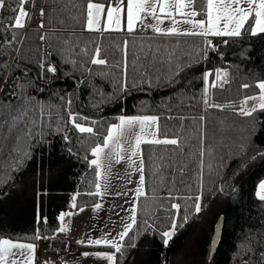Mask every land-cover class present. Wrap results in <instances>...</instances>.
I'll return each instance as SVG.
<instances>
[{
    "label": "trees",
    "instance_id": "obj_1",
    "mask_svg": "<svg viewBox=\"0 0 264 264\" xmlns=\"http://www.w3.org/2000/svg\"><path fill=\"white\" fill-rule=\"evenodd\" d=\"M9 14L5 11L0 15L6 20ZM36 17L39 16L23 30L27 38L21 49L22 58L13 51L20 45H5L0 50L4 53L0 55V103H4L6 93L19 91L18 85H24L23 91L35 100L59 106L65 119L64 101L60 97L72 101L71 111L95 119L101 128L116 122L121 115L156 114L161 116V131H166L168 138L177 134L180 137L182 152L177 151L176 146L142 145L148 199L141 198L138 224L124 241L119 264H243L245 259H249V264H259L260 253L264 251V202L257 199L255 189L264 178V156L258 155L264 152V112L256 113V120L252 121V118L235 115L229 108L205 110L198 100L203 88L202 72L220 67L228 69L231 83L225 85L226 91H217L218 103L238 102L244 95L258 93L255 88L241 89L240 85L264 79V34L256 37L245 34L230 40L227 46L217 40L219 51L211 53L208 60L193 63L175 79L162 80L152 87L133 88L125 100L123 96L115 98V85L109 76L102 74L105 70L93 66L94 75L82 76L78 66L65 63L59 51L62 42L52 38L49 29H39ZM80 31L76 29L77 35ZM41 32H48L47 42L39 40ZM61 34L67 35V32L59 29L57 35ZM83 35L96 34L84 32ZM105 35L115 37L114 42L103 41L110 59L121 57L119 51L113 50V43L122 44L127 38L130 49L136 51L133 45L140 42V36ZM49 47L52 55L48 60L56 62L59 70L55 77L48 74L40 78L36 61ZM103 96L113 99L98 104ZM142 106L144 113H141ZM200 115L206 117L207 144L213 145V155L204 157L202 178L198 143ZM179 117L185 119L181 121ZM64 127L66 132L46 130L43 140L32 141L29 156L18 166H10L16 156L10 150L12 146L0 141V238L30 239L38 227V203L40 215L48 220L39 227L43 235L51 236L58 228L59 213L73 210L71 196L94 190L89 185L95 179L94 169L89 168L84 159L86 155L92 159L89 155L91 141H82L71 125ZM65 134L70 142L63 139ZM160 156L166 158L163 169L158 168L161 161L157 157ZM183 165L186 167L182 174L174 170ZM158 171L162 172V178L154 175ZM170 190L180 197L174 202L182 205L181 215L187 212L188 222L178 229L168 246H164L160 231L168 228L170 221L166 217L170 213L161 210L159 205L168 206ZM197 195L202 197V210L198 215L194 213V201L183 199ZM98 201L99 197L88 195H80L77 200L85 208ZM145 219L156 228H147ZM219 221L220 240L210 256L211 239ZM63 235L50 240L52 248L64 247ZM249 248L251 253L246 255Z\"/></svg>",
    "mask_w": 264,
    "mask_h": 264
},
{
    "label": "snow or ice",
    "instance_id": "obj_2",
    "mask_svg": "<svg viewBox=\"0 0 264 264\" xmlns=\"http://www.w3.org/2000/svg\"><path fill=\"white\" fill-rule=\"evenodd\" d=\"M5 11H9L10 14L6 20L0 15V28L3 29V32H0V50L5 45L8 47L20 45L21 47L13 48L20 56L24 39L27 38L23 30L38 15L41 19L37 27L41 30L49 29L53 34L52 38L62 42L59 51L65 63L78 66L82 76L94 75L93 66L105 70L102 74L109 76L115 85V98L123 96L125 100L129 98L133 88L152 87L162 80L175 79L193 63L208 60L211 53L219 51L220 44L216 42L217 40L227 46L230 40L241 38L245 34L252 37L264 34V0H0V14ZM77 28L81 30L79 35L76 33ZM59 29H64L67 35H57ZM84 32L96 35L85 37ZM110 33H120L123 37L140 36V42L133 45L136 51L130 49V40L125 38L122 44L112 45L114 51L121 53L120 59H110L103 46L105 39L115 41V37L105 35ZM186 37L193 39H184ZM38 38L42 43L50 39L48 32H41ZM0 55H4L3 51H0ZM51 55L49 47L45 55L36 61L40 78L48 74L55 77L59 70L56 62L48 60ZM222 56L223 54L221 58ZM24 74L27 75V69ZM201 76L203 88L198 103L205 110L224 111L229 108L235 115L252 118V121L256 120V113L264 112V79L254 84L240 85L241 89L255 88L258 93L244 95L238 102L218 103L215 99L217 91H226L225 85L231 83L228 69L224 67L205 69ZM24 88V85H18L19 91L6 93L4 103H0V141H7L12 146L10 150L16 153L10 161V166H18L28 157L32 141L43 140L46 130L66 132L64 126L71 125L72 130L79 134L82 141L83 139L91 141L89 155L92 159L89 160L87 155L84 159L88 162L89 168L94 169L95 176L94 181L89 182L90 188L94 190L77 192L71 196L70 208L76 210L75 214L85 211V206L77 202L78 196L103 198L110 194L108 179L112 175L114 164H126L125 174L129 176L128 183H133L131 175L139 173L135 181L136 187L129 190L133 195L126 200L131 207L124 209L128 212V217L126 219L121 217L122 230L115 236L109 231L98 238L89 237L87 240L76 241L82 247L110 249L82 252L81 256L85 259L91 257L105 261L106 264H119L118 256L122 257L124 254V241L138 224L141 198L148 199L142 145L176 146V150L182 152L179 135L168 138L167 132L161 131V116L156 114L121 115L116 122L101 128L95 119L71 111L72 101L60 97L64 101L65 119L60 114L59 106L46 105L35 100L33 96L23 91ZM112 99L113 97L103 96L98 104L111 102ZM141 113H144L143 106ZM179 119L183 121L185 117ZM205 119L204 115H200L198 143L201 178L205 155L210 157L213 155V145L207 144L208 131L204 124ZM63 139L66 143L70 142L67 134ZM243 147L244 145H241V148ZM258 155L264 156V152ZM157 159L161 161L158 168L163 169L166 158L160 156ZM185 167L186 165H183L174 170L182 174ZM208 167L211 168V164ZM154 175L162 178L160 171ZM115 195L127 196L128 193L116 192ZM255 195L258 200L264 202V181L257 185ZM179 199L180 197L173 195L170 190L167 197L168 206L165 207L163 203L159 205L161 210L170 213L166 217L170 221L168 228L160 231L164 246H168L178 229L188 222L187 212L181 215L182 205L174 202ZM183 199L194 201L196 215L201 212L200 195L194 198L186 196ZM101 208V203L93 205L95 212ZM73 214V211L60 212L57 218L58 228L51 236L43 235L39 225H46L48 220L47 217L40 215L38 203L36 218L38 227L30 239L0 238V264H36L39 247L37 242L53 240L56 235L69 232L70 221H66V217ZM149 219L144 220L147 228H156L154 223H149ZM216 242L213 240V243ZM250 253L249 248L245 254ZM41 264L57 262L49 260L42 261ZM61 264L67 262L62 261ZM243 264H249V259L243 260ZM259 264H264V251L260 253Z\"/></svg>",
    "mask_w": 264,
    "mask_h": 264
},
{
    "label": "crops",
    "instance_id": "obj_3",
    "mask_svg": "<svg viewBox=\"0 0 264 264\" xmlns=\"http://www.w3.org/2000/svg\"><path fill=\"white\" fill-rule=\"evenodd\" d=\"M148 22L151 23V21ZM125 173V163L114 164L112 167V175L108 179L110 185L108 191L110 194L105 195L103 198L99 197L98 203H101L102 208L98 212L93 211V206L85 208V211L78 214H75V210H71L74 214L71 217H66V221H70V231L61 238L63 244L68 242L73 243L75 251L63 257L57 264H61L62 261H66L67 264H106L105 261L91 257L85 259L81 256V253L97 250L110 251V249L82 247L78 245L76 241L80 239L87 240L89 237L98 238L109 231L115 236L122 230L123 221L121 217L125 219L128 217V212L124 211V209L131 207L129 203H126V200H129L133 195V192L129 190H134L136 187L135 181L138 179L139 175V173L131 175L130 179L133 183H128L129 176ZM116 192H127L128 195L117 197L115 195ZM117 213H119V215H117ZM48 242H50V240ZM48 247L51 249H59V245L52 248L51 242Z\"/></svg>",
    "mask_w": 264,
    "mask_h": 264
},
{
    "label": "built area",
    "instance_id": "obj_4",
    "mask_svg": "<svg viewBox=\"0 0 264 264\" xmlns=\"http://www.w3.org/2000/svg\"><path fill=\"white\" fill-rule=\"evenodd\" d=\"M40 17H36V24L38 25ZM143 35V34H141ZM67 245V247L65 246ZM63 248L51 249L50 247H39L37 250L36 264H41L42 261H56L57 263L69 253L75 251L73 243H65Z\"/></svg>",
    "mask_w": 264,
    "mask_h": 264
},
{
    "label": "water",
    "instance_id": "obj_5",
    "mask_svg": "<svg viewBox=\"0 0 264 264\" xmlns=\"http://www.w3.org/2000/svg\"><path fill=\"white\" fill-rule=\"evenodd\" d=\"M220 233H221V221H219L217 223V225L215 226V229H214V234H213L212 239H211L210 256L214 253V251H215V249L219 243ZM213 240H215L217 242L213 243Z\"/></svg>",
    "mask_w": 264,
    "mask_h": 264
},
{
    "label": "rangeland",
    "instance_id": "obj_6",
    "mask_svg": "<svg viewBox=\"0 0 264 264\" xmlns=\"http://www.w3.org/2000/svg\"><path fill=\"white\" fill-rule=\"evenodd\" d=\"M249 107H251V102L249 103ZM261 181H264V178L261 180ZM260 181V182H261ZM259 184V183H258ZM257 184V185H258ZM256 190H257V186H256V189H255V193H256ZM256 196V195H255ZM49 240H40V241H38L37 243H38V245H39V247H48V245H49V243L50 242H48Z\"/></svg>",
    "mask_w": 264,
    "mask_h": 264
}]
</instances>
